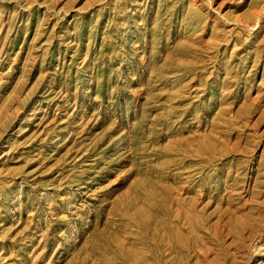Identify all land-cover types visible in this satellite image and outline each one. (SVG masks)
<instances>
[{"label":"rangeland","instance_id":"374dc122","mask_svg":"<svg viewBox=\"0 0 264 264\" xmlns=\"http://www.w3.org/2000/svg\"><path fill=\"white\" fill-rule=\"evenodd\" d=\"M0 264H264V0H0Z\"/></svg>","mask_w":264,"mask_h":264}]
</instances>
